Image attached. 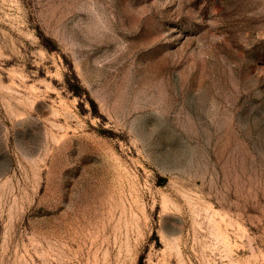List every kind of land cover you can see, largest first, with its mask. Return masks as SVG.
I'll return each mask as SVG.
<instances>
[{
	"label": "rangeland",
	"instance_id": "rangeland-1",
	"mask_svg": "<svg viewBox=\"0 0 264 264\" xmlns=\"http://www.w3.org/2000/svg\"><path fill=\"white\" fill-rule=\"evenodd\" d=\"M0 264H264V0H0Z\"/></svg>",
	"mask_w": 264,
	"mask_h": 264
},
{
	"label": "bare ground",
	"instance_id": "bare-ground-1",
	"mask_svg": "<svg viewBox=\"0 0 264 264\" xmlns=\"http://www.w3.org/2000/svg\"><path fill=\"white\" fill-rule=\"evenodd\" d=\"M216 241V240H215Z\"/></svg>",
	"mask_w": 264,
	"mask_h": 264
}]
</instances>
